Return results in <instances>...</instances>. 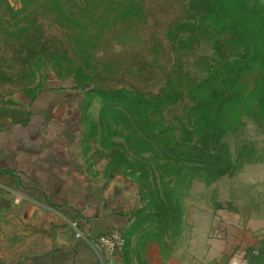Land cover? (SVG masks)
Listing matches in <instances>:
<instances>
[{
  "label": "rangeland",
  "instance_id": "1",
  "mask_svg": "<svg viewBox=\"0 0 264 264\" xmlns=\"http://www.w3.org/2000/svg\"><path fill=\"white\" fill-rule=\"evenodd\" d=\"M190 1L0 0V113L25 114L36 98L51 102L57 118L71 113L73 164L132 184L141 208L134 226H146L149 239L173 242L183 218L185 229L204 228L211 216L238 210L257 240L243 258L264 264V69L235 76V97L205 153L183 139L166 150L145 136L167 142L177 123L194 133L197 106L244 52L225 19ZM114 90L130 98L105 99ZM49 237L15 210L0 213V264L31 261Z\"/></svg>",
  "mask_w": 264,
  "mask_h": 264
},
{
  "label": "crops",
  "instance_id": "2",
  "mask_svg": "<svg viewBox=\"0 0 264 264\" xmlns=\"http://www.w3.org/2000/svg\"><path fill=\"white\" fill-rule=\"evenodd\" d=\"M39 100L25 114L0 113V213L15 210L33 232L50 236L23 264H248L244 250L257 240L238 210L211 216L204 228L185 229L183 218L173 242L149 239L146 226H134L141 212L135 187L73 164L65 137L71 113L57 118L51 102ZM116 229L128 234L126 251L110 257L96 240Z\"/></svg>",
  "mask_w": 264,
  "mask_h": 264
},
{
  "label": "trees",
  "instance_id": "3",
  "mask_svg": "<svg viewBox=\"0 0 264 264\" xmlns=\"http://www.w3.org/2000/svg\"><path fill=\"white\" fill-rule=\"evenodd\" d=\"M196 1L205 6L208 11L215 10V13L227 21L226 24L229 25L234 42H237L244 52H240L233 60L230 73L222 85H216L211 88L207 96H205L203 104L197 106L198 116H196L193 123L194 126L192 125L195 128L194 133H188L183 125L177 123V127L180 128H177L175 132L178 131L179 134L174 132L171 137L166 139L168 143L161 140L152 131H148L145 136L151 138L155 144L163 146L166 150H171L172 148L171 151H175L173 146L176 148L177 143H180V140L183 139L185 147H190L194 152L202 154L206 152V143L214 136V122L220 119V114L229 108L230 102L235 97V76H239L256 67L264 69V7L257 3L252 5L239 3V0H191L189 4L192 9L195 7ZM257 42L262 44V52L260 51V53L258 52V46H256ZM203 62L205 64V61ZM102 94L105 99L112 97L117 101L120 99L125 101V99L130 98V94L124 90H114L103 92ZM131 96L137 97L134 94ZM140 105L136 101L133 106L139 111ZM137 127L139 131L142 130L140 126ZM222 165H217L216 167L218 175H224L227 171L226 164Z\"/></svg>",
  "mask_w": 264,
  "mask_h": 264
},
{
  "label": "built area",
  "instance_id": "4",
  "mask_svg": "<svg viewBox=\"0 0 264 264\" xmlns=\"http://www.w3.org/2000/svg\"><path fill=\"white\" fill-rule=\"evenodd\" d=\"M75 238L78 239L79 234H76ZM96 242L100 247L103 248L108 256L117 257L122 253L125 247V237L123 230L116 229L108 235L99 236Z\"/></svg>",
  "mask_w": 264,
  "mask_h": 264
}]
</instances>
